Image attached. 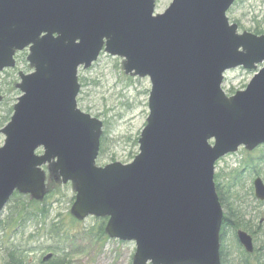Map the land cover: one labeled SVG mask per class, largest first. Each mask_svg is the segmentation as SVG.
<instances>
[{
    "label": "water",
    "instance_id": "water-1",
    "mask_svg": "<svg viewBox=\"0 0 264 264\" xmlns=\"http://www.w3.org/2000/svg\"><path fill=\"white\" fill-rule=\"evenodd\" d=\"M155 2L0 0V72L27 49L33 69L18 74L21 96L0 130V214L14 193L44 199L46 167L72 185L74 219H107L109 239L134 242L132 264H221L215 163L264 145V66L230 97L223 74L264 64V35L229 23L235 0H172L156 15ZM103 49L151 83L139 153L126 165H96L103 125L77 108L78 68ZM253 191L263 202L258 178ZM236 239L253 253L248 233Z\"/></svg>",
    "mask_w": 264,
    "mask_h": 264
},
{
    "label": "rangeland",
    "instance_id": "rangeland-1",
    "mask_svg": "<svg viewBox=\"0 0 264 264\" xmlns=\"http://www.w3.org/2000/svg\"><path fill=\"white\" fill-rule=\"evenodd\" d=\"M171 2L172 0H156L154 14H162ZM227 18L231 24L238 26L239 33L264 35V0H235L234 5L227 13ZM27 56V50L16 53L15 68L0 73V97L2 98L0 115L3 114L4 109L12 108L21 96L19 90L16 89L20 83L18 74L27 75L33 71L26 61ZM124 63L123 58L112 57L102 51L88 69L81 67L77 73L80 85L77 97L78 109L103 123L100 150L96 160V165L99 167L112 163L126 165L133 161L139 153L138 139L149 114L150 81L148 78L126 74ZM263 66L264 64H260L256 70L252 71L238 68L225 72L222 83L225 95L230 97L237 92L245 91L254 75ZM5 125L0 124V130ZM4 140V136L0 133V148L3 146ZM46 176L45 189L52 194L46 195L42 205L39 206V208L44 206L46 210L48 217L45 224L51 221L57 222L59 219L57 216L60 215L65 233L67 231L69 237L65 242L57 243V240L45 237L41 231L39 233L42 235L41 237L35 236L36 226L35 222L31 220H26L23 228L19 229L15 235H11L10 232L5 234L0 228V264L6 249L10 248L9 245L25 246L30 235L33 236V239L26 246V257L31 264H39L38 261L48 253L46 250L41 251L37 248L38 243L41 240L44 242L45 238L44 247L58 246L59 252L65 250L68 264H131L135 244L111 240L107 236L102 242L90 243L84 232L92 228L97 230L100 219L87 218L75 224L67 221L68 217L74 221L71 215L75 197L74 189L71 184L62 185L59 181H55L48 173ZM256 178L260 179L264 185V146L252 151L240 147L235 153L225 156L215 165L214 183L217 193L220 190L225 196L227 194L231 196L232 192L238 195L246 213L245 220L252 222L251 230L245 232L253 238L254 247L257 250L264 248V202L260 203L254 198L252 183ZM15 196L17 195L15 194L13 197ZM18 196L22 198L20 203L23 202L26 205L34 201L29 195ZM8 207L2 211L1 222L8 214ZM259 220H262L261 224H259ZM234 235V230H221L220 249L222 248L227 261L235 263L240 246ZM2 240L4 243H1ZM262 253L264 254V250Z\"/></svg>",
    "mask_w": 264,
    "mask_h": 264
},
{
    "label": "trees",
    "instance_id": "trees-1",
    "mask_svg": "<svg viewBox=\"0 0 264 264\" xmlns=\"http://www.w3.org/2000/svg\"><path fill=\"white\" fill-rule=\"evenodd\" d=\"M2 113L3 114L0 115V124L3 126L9 121L11 117L12 108L11 107L6 108L2 111ZM58 190H60V188H58ZM51 194H52L51 192L47 193L48 196H50ZM218 196L224 212L221 230L230 229L236 231L237 229H243L245 231H250L252 222L250 223L249 220L248 221L245 220L246 213L242 202L238 198V195L237 194L235 195V192H232L231 196H229L228 194L227 196H225L222 192H220V190H218ZM12 198H11L12 200H10L8 204L9 206L7 208L8 214L5 217V220L3 222L0 221V228H2V231L5 234L7 232H10L11 235L17 234V231L23 228V226L25 225V221L31 220L35 222V226H36V229L34 231L35 236L38 235L41 237L42 235L39 234L41 231V233L42 232L44 233L45 237H49L50 239L57 240V243L65 242L66 238L69 237L67 234L68 232L66 231L65 233L64 225L62 220L60 219V215L57 216V218H59L57 222L51 221L50 223L45 224V220L48 217L46 216V210L44 209V206L39 208V206L42 205L43 201L39 203L32 201L29 202L28 205H26V203L23 202L20 203V200H22V198L18 195ZM68 218L67 221H71L72 224L76 223L75 220L74 222L72 219H68ZM104 223H105L104 220H100L97 230H94L95 228H92L84 232V235L88 238L90 243H98L100 241L102 242L106 238L103 227ZM38 226H40V228H38ZM2 239H6V238H2ZM32 239L33 236L30 235L25 243V246L20 247L14 244L9 245L10 248L9 250L6 249L1 264H28L29 262L26 257V251H27L26 246H28L29 243H31ZM43 240L45 242L46 238ZM44 242L41 240V242L38 243V247H37L38 250L41 251L46 250L48 252H51L53 254V257L51 260L45 263L41 262L40 260L38 261L39 264H68L65 250L59 252L60 250H58V246L46 248L43 246ZM1 243H4V240H2ZM239 249H238L237 258L234 263L231 261L229 262L225 259L221 248L220 249L221 264H264V254L262 252L255 251L254 254L248 255L245 254L240 247Z\"/></svg>",
    "mask_w": 264,
    "mask_h": 264
},
{
    "label": "flooded vegetation",
    "instance_id": "flooded-vegetation-1",
    "mask_svg": "<svg viewBox=\"0 0 264 264\" xmlns=\"http://www.w3.org/2000/svg\"><path fill=\"white\" fill-rule=\"evenodd\" d=\"M262 220H259V224H261L262 222H261ZM252 240H253V238H252ZM263 250H264V248L262 247L261 249H255V251H259V252H263Z\"/></svg>",
    "mask_w": 264,
    "mask_h": 264
}]
</instances>
